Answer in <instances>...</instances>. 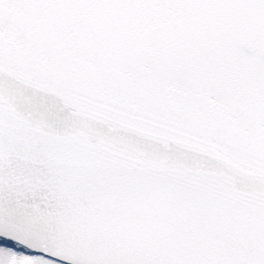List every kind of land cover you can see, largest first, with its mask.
Masks as SVG:
<instances>
[{
	"label": "snow or ice",
	"instance_id": "1",
	"mask_svg": "<svg viewBox=\"0 0 264 264\" xmlns=\"http://www.w3.org/2000/svg\"><path fill=\"white\" fill-rule=\"evenodd\" d=\"M0 264H264V0H0Z\"/></svg>",
	"mask_w": 264,
	"mask_h": 264
}]
</instances>
